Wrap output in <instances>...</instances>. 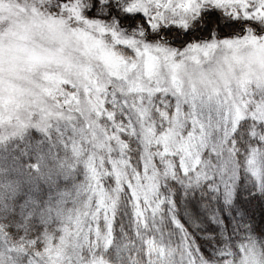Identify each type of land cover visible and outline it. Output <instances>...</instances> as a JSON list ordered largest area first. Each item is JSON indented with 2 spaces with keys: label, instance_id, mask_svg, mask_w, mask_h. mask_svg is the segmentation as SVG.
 Returning <instances> with one entry per match:
<instances>
[{
  "label": "snow or ice",
  "instance_id": "6c2138e0",
  "mask_svg": "<svg viewBox=\"0 0 264 264\" xmlns=\"http://www.w3.org/2000/svg\"><path fill=\"white\" fill-rule=\"evenodd\" d=\"M254 201L264 0H0V264H264Z\"/></svg>",
  "mask_w": 264,
  "mask_h": 264
},
{
  "label": "trees",
  "instance_id": "16d2710c",
  "mask_svg": "<svg viewBox=\"0 0 264 264\" xmlns=\"http://www.w3.org/2000/svg\"><path fill=\"white\" fill-rule=\"evenodd\" d=\"M237 31L238 29H224L223 33H219V35L229 36L235 34ZM177 47H179V45H177ZM250 213L253 216V225L256 229L255 235L260 239H264V202L254 201L250 206Z\"/></svg>",
  "mask_w": 264,
  "mask_h": 264
},
{
  "label": "rangeland",
  "instance_id": "374dc122",
  "mask_svg": "<svg viewBox=\"0 0 264 264\" xmlns=\"http://www.w3.org/2000/svg\"><path fill=\"white\" fill-rule=\"evenodd\" d=\"M226 29H227V28H226ZM227 30H230V29H227ZM222 33H223V32H222ZM235 34H238V31H237ZM7 163H8L9 165H11V161H8ZM14 178H19V179H21L22 181H23V180H27V179H29V177H28L26 174L23 175V176H19V177H15V176H14ZM39 183L41 184V187L46 188V186L43 184L42 181H40Z\"/></svg>",
  "mask_w": 264,
  "mask_h": 264
}]
</instances>
